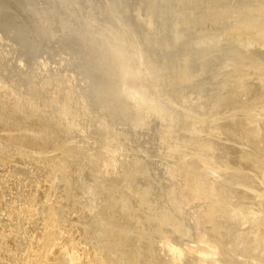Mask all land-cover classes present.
<instances>
[{
    "label": "rangeland",
    "instance_id": "obj_1",
    "mask_svg": "<svg viewBox=\"0 0 264 264\" xmlns=\"http://www.w3.org/2000/svg\"><path fill=\"white\" fill-rule=\"evenodd\" d=\"M263 106L264 0H0V264L126 256L104 192L139 260L264 264Z\"/></svg>",
    "mask_w": 264,
    "mask_h": 264
},
{
    "label": "bare ground",
    "instance_id": "obj_2",
    "mask_svg": "<svg viewBox=\"0 0 264 264\" xmlns=\"http://www.w3.org/2000/svg\"><path fill=\"white\" fill-rule=\"evenodd\" d=\"M247 29H249L247 27ZM134 94H140L139 90L136 89V87H132ZM264 107V106H263ZM254 121L253 117L248 118V124L252 123ZM251 129V128H250ZM253 130V129H252ZM257 128L254 127L253 131H256ZM192 185V191L195 195L198 194V189H200L196 183H190L189 186ZM103 193V191H101ZM104 195V204L103 207H101L97 214H95V217L98 220V226H99V234L101 239L105 240V244L109 245L110 248H108V251H112V249L115 248L112 245H118L120 243H124L128 246L129 249L126 251V256L120 258H115V262L113 264H149L146 261L139 260L138 257L135 255V250L132 248L135 244L134 237L139 235L142 231L139 230L136 227H133V224H131L130 216H125L124 211L119 210L117 207V200L113 201L111 196L108 193H103ZM51 217V214H50ZM53 225L52 222H48V231L43 241V248L45 249V252L50 248L51 245H53L56 241V238L54 236L53 231L51 230V226ZM133 227V228H132ZM98 230V231H99ZM134 242V243H133ZM207 245L206 247H200L197 249L199 251V254L203 260L207 259H213L218 253H219V244L216 241L205 239L202 241ZM169 243L171 250L176 252L179 259L181 256V250L174 246L173 244ZM105 245V246H106ZM103 247V246H102ZM100 247V251L101 248ZM111 247H113L111 249ZM96 248V249H95ZM97 250V246H94L93 252L90 254V258H88V262L90 264H101L104 263V256L107 254H103ZM64 253L66 255V259L68 264H81V260L79 259V255L75 252L72 246H67L64 249ZM112 253V252H111ZM114 254V253H113ZM85 255V254H84ZM178 257H176L178 259ZM80 260V263L78 262ZM217 264H226L225 262L215 259ZM32 264H49L45 260V254H41L38 256L36 260L32 261ZM52 264V263H50Z\"/></svg>",
    "mask_w": 264,
    "mask_h": 264
}]
</instances>
